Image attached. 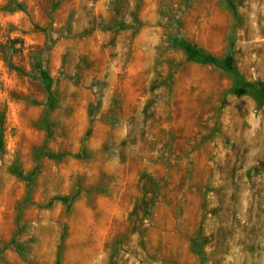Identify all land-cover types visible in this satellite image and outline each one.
Masks as SVG:
<instances>
[{
  "label": "rangeland",
  "instance_id": "obj_1",
  "mask_svg": "<svg viewBox=\"0 0 264 264\" xmlns=\"http://www.w3.org/2000/svg\"><path fill=\"white\" fill-rule=\"evenodd\" d=\"M0 264H264V0H0Z\"/></svg>",
  "mask_w": 264,
  "mask_h": 264
},
{
  "label": "trees",
  "instance_id": "obj_2",
  "mask_svg": "<svg viewBox=\"0 0 264 264\" xmlns=\"http://www.w3.org/2000/svg\"><path fill=\"white\" fill-rule=\"evenodd\" d=\"M172 45L174 48L182 50L186 55H188L189 58L200 63H211L230 76L233 80L231 93L237 95L251 94L252 91L250 90L249 86L244 82L243 77L234 66L207 55L202 50L180 39H174Z\"/></svg>",
  "mask_w": 264,
  "mask_h": 264
}]
</instances>
